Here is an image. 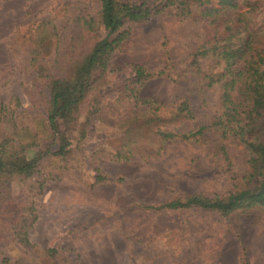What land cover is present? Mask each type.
Returning <instances> with one entry per match:
<instances>
[{
    "label": "rangeland",
    "instance_id": "1",
    "mask_svg": "<svg viewBox=\"0 0 264 264\" xmlns=\"http://www.w3.org/2000/svg\"><path fill=\"white\" fill-rule=\"evenodd\" d=\"M99 10V0H0V102H19L22 121L43 114L48 92L36 83L30 62L33 31L46 20L57 28L58 42L46 48L53 72L74 18L96 16ZM126 30L128 38L112 56L115 71L105 79L110 85L98 91L100 119L87 126L86 138L63 159L47 156L30 178L0 184V264L4 259L8 264H264L262 210L222 216L197 208L159 209L191 195L228 193L247 169L233 137L205 130L198 140L164 144L156 155L111 159L109 154L132 139L116 97L133 66L165 71L147 82L143 97L164 107L180 100L189 104L194 118L180 132L207 126L220 113V88L204 80L211 63L201 60L198 75L187 67L190 53L206 37L199 17H180L171 7L146 22L127 24ZM95 167L103 180L98 181ZM30 207L37 219L26 248L6 226Z\"/></svg>",
    "mask_w": 264,
    "mask_h": 264
},
{
    "label": "trees",
    "instance_id": "2",
    "mask_svg": "<svg viewBox=\"0 0 264 264\" xmlns=\"http://www.w3.org/2000/svg\"><path fill=\"white\" fill-rule=\"evenodd\" d=\"M99 2L96 16L74 18L65 54L60 62L54 60L53 72L46 60V48L58 42L57 28L46 20L33 31L30 62L35 67L36 83L48 95L44 113L27 121L19 118V102H0V184L30 178L47 156L63 159L81 144L87 136V126L102 112L98 91L110 85L105 79L115 71L112 56L128 38L127 24L146 22L176 7L180 17L196 16L204 22L205 40L190 53L187 67L198 75L202 71L201 60L211 63L204 80L208 86L220 88V113L207 126L180 132V127L194 118L189 104L180 100L172 107H164L159 101L143 97L141 90L147 82L165 75V71L153 73L133 66L129 77L118 85L116 97L132 139L109 155L118 162L128 161L136 154L156 155L164 144L198 140L205 130L222 138L231 136L243 149L247 169L228 193L211 198L191 195L159 209L197 208L222 216L254 209L264 212V0ZM101 30L103 37L99 35ZM85 105L87 112H83ZM149 133L153 138L146 140ZM94 169L98 181L103 180L100 169ZM26 210L29 213L24 217ZM26 210L21 209L6 229L28 248V233L37 218L32 207ZM2 264L8 261L4 259Z\"/></svg>",
    "mask_w": 264,
    "mask_h": 264
}]
</instances>
